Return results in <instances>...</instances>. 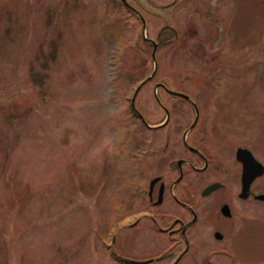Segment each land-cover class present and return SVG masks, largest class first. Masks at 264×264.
Here are the masks:
<instances>
[{"label":"rangeland","instance_id":"rangeland-1","mask_svg":"<svg viewBox=\"0 0 264 264\" xmlns=\"http://www.w3.org/2000/svg\"><path fill=\"white\" fill-rule=\"evenodd\" d=\"M113 1L0 0L11 34L0 52V264H124L119 256L172 264L179 253L150 224L102 228L148 220V208L126 210V201L153 176L152 152L166 133L150 132L132 112L146 77L134 78L143 63L152 73L153 50L139 17ZM139 1L160 13L149 15L148 36L164 28L168 36L171 26L181 35L158 52L159 72L136 100L146 120L165 117L155 86L166 82L219 122L228 141L220 150L249 143L264 152V0H182L178 9L166 7L171 0ZM52 50L58 55L45 68L40 58ZM35 72L47 75L49 89ZM158 94L169 106L189 105ZM211 175L194 177L195 188ZM160 211L179 210L167 203ZM230 236L233 248L216 264H264V220L232 223ZM192 247L181 264H203L206 252Z\"/></svg>","mask_w":264,"mask_h":264},{"label":"flooded vegetation","instance_id":"flooded-vegetation-1","mask_svg":"<svg viewBox=\"0 0 264 264\" xmlns=\"http://www.w3.org/2000/svg\"><path fill=\"white\" fill-rule=\"evenodd\" d=\"M181 1L171 0L166 7L178 9L183 6ZM184 1L187 5L201 2L200 0ZM147 3L157 5L153 0H147ZM138 4L143 10H148L142 2L138 1ZM198 10L199 8H196L195 11L198 12ZM191 34L194 37L199 36L195 32ZM174 35L175 43H179V33L175 28ZM164 41L168 43L171 38ZM162 109L166 113L163 121L169 115L171 122L160 129L151 128L150 130V132H166L164 146L152 152L155 157L153 162L156 166L155 172L149 181L148 188L144 187L142 190V184L136 186L137 190L131 193L130 202L127 200L125 207L127 210L137 204L141 208H148L149 212L143 215V219L146 217L148 220L143 222L138 218L131 223L112 224L102 228L123 226L134 228L138 225L150 224V227L156 229L161 235L172 239L170 254L179 251L172 264H181L189 255L193 244L195 250L200 247V250L206 252V255L202 257L203 264H214V258L227 257L233 248L230 242L232 223L233 225L235 222L249 224L251 221L264 220V186H260L264 174L253 181L248 197L244 198L242 196L243 164L237 160L239 149L246 148L264 164V155H261L264 152H260L249 143H237L232 145V148L220 150L219 146L226 145L228 141L223 140V136L220 135L219 122L208 118L207 110H203L200 103L171 106V108L164 105ZM179 118L180 121L177 120ZM233 154H235L234 159H232ZM225 164L230 167L226 168ZM208 173L212 174L211 180L195 188L193 178L196 177L199 181ZM142 175L143 172H139L138 176L141 179ZM153 180L156 182L152 186ZM218 195L221 196L218 197ZM167 203L177 206L180 212H174L170 217L166 212L162 213V210L159 212ZM199 203L205 205V212L199 209ZM225 208L229 211H225ZM113 239L116 244L117 239ZM161 258L149 257L136 263L157 264V260ZM230 262V260L227 261V263Z\"/></svg>","mask_w":264,"mask_h":264},{"label":"water","instance_id":"water-1","mask_svg":"<svg viewBox=\"0 0 264 264\" xmlns=\"http://www.w3.org/2000/svg\"><path fill=\"white\" fill-rule=\"evenodd\" d=\"M143 20V25H144V32H143V36L145 37V40L146 42L148 41L149 43H151L153 46H154V50H153V54H152V57L154 59V62H155V70L154 72L152 73V75H150L148 77V79L146 81H144L137 89V92L136 94L134 95L132 101H133V106L135 107V103H136V98L139 94V92L141 91L140 89L146 85L147 83H149L150 81L153 80V77L156 75L157 71H158V64H157V57H156V54L158 52V44L149 39L148 36H146V30H147V25H146V22L144 20V18L142 19ZM159 86H157L158 88ZM174 95H177V96H182L184 97L185 99H188V100H191V98L183 93H178V92H174V91H171ZM194 103V101H193ZM238 159L240 161L243 162L244 164V174H243V182H244V190H243V195L242 196H247L245 194L248 193L249 189H250V186L251 184L253 183V181L258 177L260 176L261 174L264 173V169L263 167L261 166V164L258 163L257 160L254 159L252 153H250L249 151L247 150H240L239 153H238ZM207 194V193H206ZM225 211H229L228 208H225Z\"/></svg>","mask_w":264,"mask_h":264},{"label":"trees","instance_id":"trees-1","mask_svg":"<svg viewBox=\"0 0 264 264\" xmlns=\"http://www.w3.org/2000/svg\"><path fill=\"white\" fill-rule=\"evenodd\" d=\"M113 2H114V5L117 6V7L123 5L121 2L118 3V0H114ZM165 31H166V28L162 29L161 32L159 33V36H158V41H159V44H160L159 46H160L161 49L166 48L168 46V44L173 42L171 40V41H168V43H167V42H165L163 40V37L165 35L163 33ZM171 35H172V38L175 39V35H174L173 31H171ZM10 36H11V34H10V30H9L8 26H6L3 23V21L0 19V52L3 51V47L5 45L9 44V42H7V41H8V39H10ZM168 37L166 39H168ZM56 42H57V40H56ZM56 42L54 44H56ZM146 46L152 48V46L149 45L148 43L146 44ZM57 55H58V51L52 50L50 58H46V57L42 56L40 59H41V62H43L42 63L43 67L48 68L49 67V63L47 62V60H51V59L53 60L55 57H57ZM147 72H148V69L146 68V65L143 63L142 67H140V69L138 70V75L136 76V78H134V81H136V79H139V78H144V77L147 78ZM33 77L38 78L36 80V83L41 84V88H42L43 91L49 89L48 86H47V83H45V80L47 79V75H45L44 73L35 72L33 74ZM132 77H134V75H131V78ZM117 87L120 88L123 91V93L125 92L122 82L119 83V85ZM44 93H46V92H44ZM120 261L124 262V263L126 262L125 260L123 261L122 259H120Z\"/></svg>","mask_w":264,"mask_h":264}]
</instances>
